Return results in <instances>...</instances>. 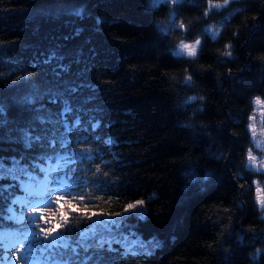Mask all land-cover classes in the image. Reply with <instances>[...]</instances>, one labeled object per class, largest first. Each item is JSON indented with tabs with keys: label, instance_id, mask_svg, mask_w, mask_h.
<instances>
[{
	"label": "trees",
	"instance_id": "obj_1",
	"mask_svg": "<svg viewBox=\"0 0 264 264\" xmlns=\"http://www.w3.org/2000/svg\"><path fill=\"white\" fill-rule=\"evenodd\" d=\"M197 37L195 57L174 54ZM59 92L101 118L110 185L86 205L116 213L147 201L143 214L80 222L128 232L122 264H253L258 248L264 264V171L248 166L249 116L264 98V0H186L175 17L147 0H0V186L50 149ZM143 239L159 244L148 252Z\"/></svg>",
	"mask_w": 264,
	"mask_h": 264
},
{
	"label": "snow or ice",
	"instance_id": "obj_2",
	"mask_svg": "<svg viewBox=\"0 0 264 264\" xmlns=\"http://www.w3.org/2000/svg\"><path fill=\"white\" fill-rule=\"evenodd\" d=\"M224 0H222V3ZM160 4H166L171 10H172V15L175 17L176 16V6L184 4V0H147V6L149 9H154L157 8ZM208 5L209 8L215 6L218 8L221 5V0H215V4L213 5V0H208ZM180 27H183L182 23L179 25ZM162 34H167L168 29L167 28H161L160 29ZM179 49L181 51H177L174 54L179 56L181 52H186L188 55H191L195 53L196 49L193 48L192 43H187L181 41L179 45ZM23 78V77H22ZM255 103L259 105H264V98L257 96L254 98ZM50 102H59V101H50ZM73 111V108L71 107V103L69 102L68 106L62 108V117L65 121V130H68L69 127L71 126H77L79 127L82 124V121L79 117H77L75 120L69 122L67 121V116L71 114ZM93 130L97 129L99 127V122H94L93 125ZM253 129L255 128V125L252 126ZM253 135H255V132H253ZM30 139V138H29ZM89 140H95V137H89L87 135L81 136L79 141L77 143H84L88 142ZM69 142V141H67ZM63 143L61 142V147H63ZM106 143L108 144H113L115 141L112 138H109ZM81 153L86 155V159L89 161L93 160L94 157V151L91 149H81ZM248 162L249 166L253 167L255 170L260 171L261 169H264V163L258 162L256 156L252 155L251 151L248 153ZM72 161L69 160L68 164H71ZM58 174L54 177V180L56 182H62L63 180H67L70 174H66V168L58 169ZM93 172H96V169H93ZM96 177V176H94ZM83 180H89L90 178L93 177H87L82 174ZM205 180L208 179V175L206 174L204 177ZM257 193L260 194L259 196V203L260 205L264 206V188H259L257 187L256 189ZM79 199L83 200L84 197H80ZM67 200V203H64V201ZM75 198L69 199L68 197L64 196H58L56 199V206L59 208V216L56 218V222L52 223L49 226V216L48 215H43L39 216L38 222H43L45 225L44 227L40 228V233H43L46 237L52 236L54 233L58 232L61 228H64L67 222L70 219V211H75L78 213L83 214L86 217H95V216H104L107 215L109 217L115 215V216H122L124 213H129L133 211H138L139 214H143L146 212V204L147 201L145 200H137L134 202L127 203L126 206L124 207L123 212H116L112 213L109 211H106L105 209H99V210H93L91 209L88 205H81L78 203H75ZM34 212H47V209H33ZM39 234V233H38ZM85 234L81 233V236L83 237ZM64 248H68L69 245L67 243L63 244ZM101 248H103V244L100 245ZM87 251V248L85 249ZM72 252L77 253V246L72 247ZM16 256V259H20V253L17 252L14 254ZM262 252L258 248L255 253H250V259H252L253 264H260V259H261Z\"/></svg>",
	"mask_w": 264,
	"mask_h": 264
},
{
	"label": "rangeland",
	"instance_id": "obj_3",
	"mask_svg": "<svg viewBox=\"0 0 264 264\" xmlns=\"http://www.w3.org/2000/svg\"><path fill=\"white\" fill-rule=\"evenodd\" d=\"M184 1H186V0H184ZM230 1L231 0H224L223 3L221 1V5L218 8H221L225 5H227ZM214 4H215V1H213V5ZM213 8H216V7L213 6ZM220 29H221V25L216 24V23L207 24L205 27V31L212 34L213 36H216L219 33ZM194 40L195 39H193V40H189V39L180 40V42L175 46L174 51L175 52L181 51L179 49V45H180L181 41L191 43ZM201 44H202V38H201V43L199 45L198 51L201 47ZM180 55H188V54L186 52H181ZM253 106L254 107H253V110L249 116V123H248L249 129L251 132V137H252V145H251V148L249 149V151H251L252 155L256 156L258 162L264 163V105H259V104L255 103V100L253 99ZM253 125H255L254 129L252 127ZM253 132H255V135H253ZM248 166H249V162H248ZM249 167H251V166H249ZM251 168H253V167H251ZM260 171H264V169H261ZM255 187H256V189H257V187L264 188V185L259 180H256L255 181ZM259 196H260V194L257 193L258 203H259ZM259 206L263 210V213H264V206L260 205V203H259ZM128 235H129L128 232L125 233L121 237V239L123 241H125L126 238L128 237ZM114 237L119 238V235H116ZM108 238H112V236H108ZM158 244H159V242H157L155 240L153 241L152 239L151 240L143 239V240H139L138 245H140L139 247L144 246L142 248H144L145 250H147L149 252V251H153Z\"/></svg>",
	"mask_w": 264,
	"mask_h": 264
},
{
	"label": "bare ground",
	"instance_id": "obj_4",
	"mask_svg": "<svg viewBox=\"0 0 264 264\" xmlns=\"http://www.w3.org/2000/svg\"><path fill=\"white\" fill-rule=\"evenodd\" d=\"M61 75V73H59L58 75L56 74V76H57V78H56V80L58 81V80H60L59 78V76ZM61 84V83H60ZM54 89H52V91H53ZM58 96H60L61 98L63 97L62 96V94L59 92V95ZM83 111V109H81V112ZM95 166L97 167V168H102L103 167V165H104V157H101V158H98L96 161H95ZM86 253L87 254H89V250L87 249V251H86Z\"/></svg>",
	"mask_w": 264,
	"mask_h": 264
},
{
	"label": "clouds",
	"instance_id": "obj_5",
	"mask_svg": "<svg viewBox=\"0 0 264 264\" xmlns=\"http://www.w3.org/2000/svg\"><path fill=\"white\" fill-rule=\"evenodd\" d=\"M192 43V46H193V48H195L196 49V51H195V53H193V54H191V55H189V56H192V57H195L196 55H197V53H198V48H199V45H200V43H201V38L200 37H197L193 42H191ZM227 47H230V45H228ZM228 54H230V52L228 53ZM192 77L189 75V76H187V79H191Z\"/></svg>",
	"mask_w": 264,
	"mask_h": 264
}]
</instances>
